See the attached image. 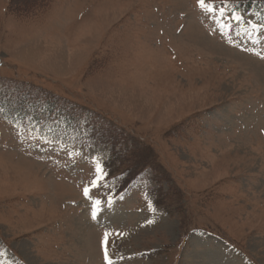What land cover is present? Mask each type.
<instances>
[{
    "label": "rangeland",
    "instance_id": "rangeland-1",
    "mask_svg": "<svg viewBox=\"0 0 264 264\" xmlns=\"http://www.w3.org/2000/svg\"><path fill=\"white\" fill-rule=\"evenodd\" d=\"M205 4L0 0V81L54 95L0 94V264H264V7Z\"/></svg>",
    "mask_w": 264,
    "mask_h": 264
},
{
    "label": "trees",
    "instance_id": "trees-1",
    "mask_svg": "<svg viewBox=\"0 0 264 264\" xmlns=\"http://www.w3.org/2000/svg\"><path fill=\"white\" fill-rule=\"evenodd\" d=\"M261 1L264 2V0H261ZM14 92H17L19 94H23V92H27L28 101H31L32 103L34 101H36L37 99L40 103H42L41 101H43L44 99L50 100L54 96V95H51L50 93H47V92L41 90V88H34V87L27 88L26 86L23 85V86H20V87L13 89L12 85L9 82L0 81V94L1 95H6L7 99H11L14 95ZM24 100L25 99L18 100V105H16L15 108L10 107L9 105L12 103V101L7 100L8 101L7 107H6L7 113L14 114L15 116H16L17 112L20 114H25L24 119L27 120L30 116V113H29L30 108H27V106H25L23 104ZM69 103L66 102V100L55 99L53 102V108L51 109V111L49 113L53 114V111L55 109L59 108L62 111L66 110V115L69 116L71 119H73L76 117L75 114H78L81 111V109L77 105L73 104V111H71ZM37 114H38L39 118L41 120H43L45 113L39 112ZM96 119H97V117L95 116L94 120H96ZM96 123H97V121H93V122L89 123L87 126V129L90 131L92 128L95 127ZM103 133L106 136L107 131L106 132L104 131ZM120 151H121V155H122V152H124V155L126 154L125 151H123L121 147H120Z\"/></svg>",
    "mask_w": 264,
    "mask_h": 264
},
{
    "label": "snow or ice",
    "instance_id": "snow-or-ice-1",
    "mask_svg": "<svg viewBox=\"0 0 264 264\" xmlns=\"http://www.w3.org/2000/svg\"><path fill=\"white\" fill-rule=\"evenodd\" d=\"M198 3H199V6L201 8H206L207 7L206 4H205V0H198ZM208 10L211 11V8H208ZM236 19L239 20L240 17L237 16ZM97 172L100 173L101 170L100 169H97ZM100 179H103V176L102 175L100 176ZM93 183L95 184L96 181H93ZM84 194H85V196L88 195V189H85ZM96 204L99 205L100 204V201L97 200L96 201ZM92 216H93V219L96 218V212L95 211H93ZM106 236H107V234H106ZM105 260H108V264H112V261L109 259L107 252H105Z\"/></svg>",
    "mask_w": 264,
    "mask_h": 264
}]
</instances>
